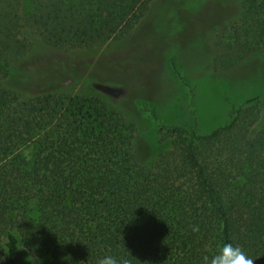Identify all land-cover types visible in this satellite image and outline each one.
<instances>
[{
  "label": "trees",
  "instance_id": "trees-1",
  "mask_svg": "<svg viewBox=\"0 0 264 264\" xmlns=\"http://www.w3.org/2000/svg\"><path fill=\"white\" fill-rule=\"evenodd\" d=\"M20 1L0 0L3 49L18 22L55 47L102 43L130 29L149 0H29L27 11ZM263 41L264 0H245L239 23L214 42L225 53L212 71L233 69ZM4 77L0 61V264L23 251L29 264H97L106 254L200 264L225 243L264 264L258 98L229 103L228 120L205 134L194 118L182 127L149 115L170 149L147 166L133 159L121 118L94 99L16 102Z\"/></svg>",
  "mask_w": 264,
  "mask_h": 264
},
{
  "label": "rangeland",
  "instance_id": "rangeland-1",
  "mask_svg": "<svg viewBox=\"0 0 264 264\" xmlns=\"http://www.w3.org/2000/svg\"><path fill=\"white\" fill-rule=\"evenodd\" d=\"M244 1L149 0L130 29L88 46L48 45L18 22L8 49L0 44L3 85L16 102L45 95L94 99L121 118L133 159L149 166L170 149L151 114L182 127L194 118L196 132L205 134L228 120L229 103L258 98L264 119V41L233 69L212 71L214 58L225 53L214 42L239 23ZM28 2L18 10L27 11ZM21 154L29 159L31 152ZM29 261L23 251L17 264Z\"/></svg>",
  "mask_w": 264,
  "mask_h": 264
},
{
  "label": "clouds",
  "instance_id": "clouds-1",
  "mask_svg": "<svg viewBox=\"0 0 264 264\" xmlns=\"http://www.w3.org/2000/svg\"><path fill=\"white\" fill-rule=\"evenodd\" d=\"M254 262L255 260L249 257L241 246H233L231 243L223 244L213 254H205L200 259V264H254ZM97 264H131V259L106 254L97 261Z\"/></svg>",
  "mask_w": 264,
  "mask_h": 264
}]
</instances>
